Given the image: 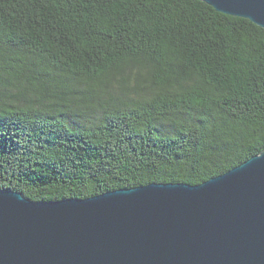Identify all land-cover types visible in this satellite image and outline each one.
<instances>
[{"label": "trees", "instance_id": "1", "mask_svg": "<svg viewBox=\"0 0 264 264\" xmlns=\"http://www.w3.org/2000/svg\"><path fill=\"white\" fill-rule=\"evenodd\" d=\"M263 151L251 21L199 0H0V190L197 186Z\"/></svg>", "mask_w": 264, "mask_h": 264}, {"label": "water", "instance_id": "2", "mask_svg": "<svg viewBox=\"0 0 264 264\" xmlns=\"http://www.w3.org/2000/svg\"><path fill=\"white\" fill-rule=\"evenodd\" d=\"M264 29V0H199ZM0 264H264V151L203 184L86 199L0 190Z\"/></svg>", "mask_w": 264, "mask_h": 264}, {"label": "bare ground", "instance_id": "3", "mask_svg": "<svg viewBox=\"0 0 264 264\" xmlns=\"http://www.w3.org/2000/svg\"><path fill=\"white\" fill-rule=\"evenodd\" d=\"M129 70V69H128Z\"/></svg>", "mask_w": 264, "mask_h": 264}]
</instances>
